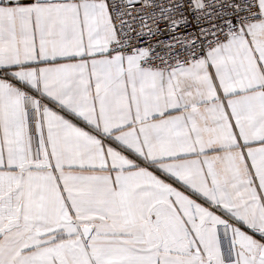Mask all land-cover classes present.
Here are the masks:
<instances>
[{
  "label": "snow or ice",
  "instance_id": "6c2138e0",
  "mask_svg": "<svg viewBox=\"0 0 264 264\" xmlns=\"http://www.w3.org/2000/svg\"><path fill=\"white\" fill-rule=\"evenodd\" d=\"M0 264H264V0H0Z\"/></svg>",
  "mask_w": 264,
  "mask_h": 264
}]
</instances>
